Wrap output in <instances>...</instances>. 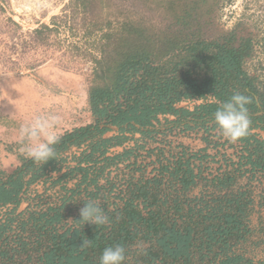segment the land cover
Returning a JSON list of instances; mask_svg holds the SVG:
<instances>
[{"label":"rangeland","instance_id":"rangeland-1","mask_svg":"<svg viewBox=\"0 0 264 264\" xmlns=\"http://www.w3.org/2000/svg\"><path fill=\"white\" fill-rule=\"evenodd\" d=\"M231 32V46L250 41L251 52L243 60L242 69L263 94L264 0H0V160L6 159L5 166L0 163V180L29 159L22 151L26 141L19 137L22 123L36 115H59V136L93 124L89 91H115L120 77L128 75L125 71L119 74V63L144 58L160 65L168 57L170 63L190 62L186 51L194 42L222 41ZM204 96L217 103L211 93ZM176 119L159 115L147 128V135H120L115 127L106 132L103 138L123 137L121 144L108 146L106 156L130 154L107 168L97 155L95 164H81L97 181L99 193L93 202L104 214L113 212L116 206L122 207L129 184L132 187L140 178L158 177L161 167L172 171L182 145L195 151L206 147L207 151L194 153L202 159V165L197 167L195 156L189 160L196 178L186 195L190 199L201 195L211 199L213 194L243 193L248 232L244 239L232 236L228 240L233 252L264 264V175L250 170L244 163L243 144L226 139L213 121L191 115L180 122ZM185 123L189 127H184ZM249 134L264 142L263 131L251 129ZM87 144L63 152L55 170L22 192L19 205L0 206V224L11 220L0 240L1 251L7 252L0 264H36L48 241L39 239L31 225L48 209H53L49 211L51 216L59 208L62 217L49 229L61 233L72 226L82 203L90 201L88 192L95 193L93 185L80 183L81 172L70 173L76 166L73 157L88 152ZM102 167L100 173L98 168ZM222 177L232 180L225 189L217 190L213 181ZM177 189L176 181L160 188L168 195ZM145 248L143 241H134L123 264H135Z\"/></svg>","mask_w":264,"mask_h":264},{"label":"trees","instance_id":"trees-1","mask_svg":"<svg viewBox=\"0 0 264 264\" xmlns=\"http://www.w3.org/2000/svg\"><path fill=\"white\" fill-rule=\"evenodd\" d=\"M43 29L51 31L48 26ZM233 41L232 32L222 41H196L188 47L189 54L186 51V55L190 62L185 63H170V57L160 65L144 58L119 63V74L125 71V75H128L120 77V84L115 91L101 88L89 91L88 103L94 123L65 131L59 136L60 140L54 146L55 155L47 163L26 159L6 179L0 180V206L19 205L22 192L29 185L40 181L49 171L55 170L63 152L84 143H88V152L83 151L81 157H73L76 166L70 173L81 172L80 183L88 182V185L94 186L95 193L87 194L93 202L99 193L97 181L89 177V168L81 164H91V161L95 164L97 155L102 157L107 168L130 154L126 152L113 157L106 156L108 146L111 143L121 144L123 139L122 136L103 138L112 127L120 135L134 132L147 135V128L159 115L176 116L177 122L191 115L206 122L213 121L215 126V112L236 92L250 100L246 106L251 120L249 130L264 132V93L257 91L253 78L242 69L243 60L251 52L250 41L247 39L237 46H231ZM197 72L203 73V76ZM193 73L196 75L193 76ZM208 93L215 97L217 103L201 105L192 113L175 107L182 98L202 97ZM183 126L189 127V123ZM237 142L245 148L244 163L250 170H259L264 175V142L249 134V131L246 137ZM181 147L172 171L168 167H161L158 177L140 178L134 186L128 185L122 207L116 206L113 212H106L108 222L104 225L95 226L80 221L79 211L73 217L72 226L57 233L49 227L62 221L59 208L54 209L55 213L51 216L49 211L53 209H48L47 214L39 217V225H34V221L39 219L34 218L31 230L39 239L48 241L36 264H100L105 248L121 245L125 255H128L134 241L147 244V248L141 251L140 264H255L233 252L228 240L232 236L244 239L248 232L247 204L242 199L243 193L213 194L211 199L203 195L188 198L186 192L195 185L196 178L189 160L194 156L196 159L198 155L193 153L183 162L181 159L184 155L186 157V150ZM105 167L98 168L99 172ZM230 180L216 178L213 185L217 190L225 189ZM172 181L178 184L179 193H162V184ZM261 197L264 198V189ZM90 201H84L82 207ZM10 221L0 224V240L6 225H11ZM21 245L25 244L22 242ZM6 257L7 252H2L0 248V259Z\"/></svg>","mask_w":264,"mask_h":264},{"label":"clouds","instance_id":"clouds-1","mask_svg":"<svg viewBox=\"0 0 264 264\" xmlns=\"http://www.w3.org/2000/svg\"><path fill=\"white\" fill-rule=\"evenodd\" d=\"M250 103L247 96L236 92L230 100L225 101L217 109L214 119L222 135L230 142H236L247 136L251 120L246 107ZM61 117L55 114L36 115L31 120L21 124L19 137L26 141L22 151L35 162L47 163L55 155V145L60 137L56 129L61 124ZM80 221L95 226L104 225L108 217L95 203H84L80 209ZM125 249L121 245L107 247L100 258V264H123Z\"/></svg>","mask_w":264,"mask_h":264},{"label":"built area","instance_id":"built-area-1","mask_svg":"<svg viewBox=\"0 0 264 264\" xmlns=\"http://www.w3.org/2000/svg\"><path fill=\"white\" fill-rule=\"evenodd\" d=\"M209 98V99H208ZM211 97L208 96H202V97H194V98H182L181 100H179L176 104L175 107L178 109H185L189 112H193L195 111V109L201 105H205L209 104V102H211ZM214 99V98H213ZM212 103V102H211ZM164 116V115H163ZM240 145V143H238L237 141L234 142ZM184 147V145H182ZM182 147H180L181 149ZM206 148V147H205ZM200 149L198 151L192 150L191 148L187 149L184 147V149L186 150V157L188 158L189 155L193 154V153H197V152H201V150L204 151V149ZM182 150V149H181ZM207 151V148H206ZM189 154V155H188ZM197 154H201V153H197ZM203 161L202 159L199 157V155L197 156V161H196V165L197 167H199V165H202ZM51 175V174H50Z\"/></svg>","mask_w":264,"mask_h":264},{"label":"crops","instance_id":"crops-1","mask_svg":"<svg viewBox=\"0 0 264 264\" xmlns=\"http://www.w3.org/2000/svg\"><path fill=\"white\" fill-rule=\"evenodd\" d=\"M12 157H13V156H12ZM5 160H6V159H4V160H0V163H1V164H2V163L4 164ZM15 160H16V159H13V162H15ZM4 166H5V164H4ZM20 206H21V204H20ZM17 207H18V206H17ZM10 222H11V221H10Z\"/></svg>","mask_w":264,"mask_h":264}]
</instances>
